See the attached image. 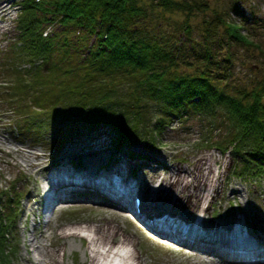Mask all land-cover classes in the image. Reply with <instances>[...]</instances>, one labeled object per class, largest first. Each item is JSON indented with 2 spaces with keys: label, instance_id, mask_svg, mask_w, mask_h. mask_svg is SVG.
<instances>
[{
  "label": "trees",
  "instance_id": "trees-1",
  "mask_svg": "<svg viewBox=\"0 0 264 264\" xmlns=\"http://www.w3.org/2000/svg\"><path fill=\"white\" fill-rule=\"evenodd\" d=\"M18 5V33L0 62V101L15 104L9 110L17 114V130L37 136L55 130L62 140L69 129L101 121L120 133L122 144L196 115L208 118L203 144L232 151L237 174L264 167V80L248 87L226 81L232 55L222 48L223 35L216 38L221 26L226 42L252 40L211 0H19ZM232 10L242 15L236 1ZM176 11L187 19L209 13L201 39L192 37L189 21L181 25L187 42L163 31L167 15ZM219 114L228 129L216 140ZM21 194L14 186L0 187V264H13L16 256Z\"/></svg>",
  "mask_w": 264,
  "mask_h": 264
},
{
  "label": "rangeland",
  "instance_id": "rangeland-1",
  "mask_svg": "<svg viewBox=\"0 0 264 264\" xmlns=\"http://www.w3.org/2000/svg\"><path fill=\"white\" fill-rule=\"evenodd\" d=\"M18 1L0 0V5L5 6L4 10H0V62L5 61L1 52L9 47L10 42L15 41L18 33L16 25V18L20 12ZM234 1L242 15H237L232 10ZM211 3L220 13L226 15L229 13L230 18L240 22L242 32L252 40L251 45L238 42L235 39L226 42V35L222 33L223 28L221 26L218 28L219 36L217 35L216 39H224L221 41L222 48L232 55L228 70L225 69L228 73L226 81H230L231 85L247 87L263 81L264 0H211ZM208 11L213 14L210 9ZM209 13L201 11L193 14L191 19H187L182 12H173L167 15L163 31H166L167 34L174 33L175 40L187 42V36L181 32V25L185 21H189L192 37L201 39L202 35L199 34L205 27L204 19L210 16ZM167 22H170L171 25ZM217 46L221 47L218 43ZM13 105L15 104L0 101V187L14 186L22 193L15 226L16 237L14 236L15 240H13L17 242L13 264H31L27 260L28 257L35 261H38L37 257H40V259L42 258V261H38L40 264H52L51 255L45 250L42 252L38 250L42 243L51 250L59 249L61 264L100 263L102 259L100 260L98 257L92 259L93 248L97 247L109 249L108 259H114L116 253H121L124 264H201V260L199 261L192 255L194 250L191 247L179 245L177 241L163 238L164 236H160L161 234L148 229L144 222L136 216L135 210L129 212L124 206L114 205L107 199L99 201L87 198V195L91 193L89 190L82 192L84 198L80 200L61 202L50 216V213L40 210L38 195L41 194V190H38L36 185L42 184L48 173L47 170L41 169H46L49 163L56 162L60 156L64 155L67 148H81L84 143L81 141L82 139L93 142L103 149V158L110 157L109 162L117 160L118 157L123 159L121 155L125 148H128L127 153L131 160L132 174L135 177L144 175L146 180L152 184L156 182L150 180L148 173L155 176V179H159L162 173L168 175L172 165L175 167L185 165L187 168H193L197 154L210 155L213 170L207 176L201 175V179H205L201 182L202 193L205 191L204 185L209 186L214 181V172L219 171L221 174L223 173L219 179L221 195L213 197L211 193L208 199H204L200 190L189 204L183 206L182 214L185 218L201 216L199 214L201 213V204L210 203V201L213 202V214L216 216H220L221 211H226L227 216L233 215V212L237 213V203L258 205L264 202V167L257 171H245L237 174L233 169L236 159L232 151L224 152L205 142L203 144L202 138L207 134L203 132V127L206 123L209 124L208 118L196 115L188 116L183 123L175 119L172 125L166 127L162 132L145 133L130 141L124 139L122 144L119 143L121 142L119 140L120 133L101 121L84 128L69 129L66 137H63L65 139L59 140V133L55 130H48L42 136H37L34 130H17L13 125V122L17 120V114L9 110ZM218 116L221 119L215 120V127L221 128L215 131L216 140L224 137L228 129L225 117L221 114ZM18 149L26 155L29 154V165L23 152ZM152 156L155 158L162 156L161 161L160 158H158L159 161H155L156 159H153ZM155 164H158L159 167L156 171L153 170ZM232 185L242 188V192L231 193ZM166 187L169 194L176 197L179 201L177 204L181 206L185 195L182 194L178 198V190L176 191L170 185H166ZM188 188L195 190L196 184L193 182ZM136 197V194H132L133 203ZM210 217L212 216L206 219H210ZM197 218L199 217L197 216ZM215 218L213 217V219ZM253 223L261 226L264 222L253 220ZM105 224L112 226L111 238L105 244L100 241H90V236L94 235V232L88 228ZM76 229L80 231L79 235L67 234Z\"/></svg>",
  "mask_w": 264,
  "mask_h": 264
},
{
  "label": "bare ground",
  "instance_id": "bare-ground-1",
  "mask_svg": "<svg viewBox=\"0 0 264 264\" xmlns=\"http://www.w3.org/2000/svg\"><path fill=\"white\" fill-rule=\"evenodd\" d=\"M1 9H5L3 4L0 5ZM81 141L84 142L81 148H67L64 155L60 156V160L49 163L46 169H41L47 170L48 173L42 184L36 185L37 189L41 190V194L38 195L40 210L50 213V216L61 202L80 200L84 198L82 192L89 190L91 193L87 195V198L91 200L107 199L114 205L124 206L129 212H134L136 206L131 196L136 194L140 198L138 211H135L136 216L144 222L148 229L161 234L163 238L176 240L179 245L191 247L194 250L192 255L199 261L201 260V264H264V223L261 226L253 223V220L264 222V202L258 205L237 203L238 211L233 212L231 216H227L226 211H221L220 216L214 215L211 201L201 204V213H199L201 216L185 218L182 214L183 206L189 204L200 190L204 199H208L211 193L213 197L221 195L219 179L223 173L219 171L214 172V181L209 186L204 185L205 191L202 193L201 182L205 179H201V175L207 176L213 170L210 155L197 154L193 168H187L185 165L177 167L172 165L168 175L162 173L159 179H155V176L148 173L150 180L156 182L152 184L146 180L144 175L135 177L132 174L131 160H129L126 148L121 155L123 159L118 157L117 160L109 162L110 157L103 158V149L93 142L83 139ZM18 151L23 152L20 149ZM23 154L29 165V154L26 155L24 152ZM161 157L158 156L160 161ZM152 158L159 161L155 156ZM158 168V164H155L153 170L156 171ZM193 182L196 184V189L190 190L188 186ZM164 184L178 190V198L182 194L185 195L184 202L180 203L181 206L177 204L179 202L177 198L169 194ZM230 192L241 193L242 188L232 185ZM156 212H164L162 215L167 213L170 219H167L168 221L157 219L153 216ZM118 213L116 215H119ZM209 216L212 217L206 219ZM213 217L216 218L213 219ZM111 227L105 224L88 228L94 232V235L90 236V241H100L105 244L112 236ZM67 234L77 236L80 231L71 230ZM30 243L32 244L33 241ZM38 250L47 251L51 255L52 264H61L59 249L51 250L42 243ZM108 250V248H93L92 259L97 257L102 259L97 264H111L112 262L113 264H124L121 253H116L115 260L108 259ZM27 260L31 264H40L38 261H42V258L37 257L38 261H35L28 257Z\"/></svg>",
  "mask_w": 264,
  "mask_h": 264
}]
</instances>
